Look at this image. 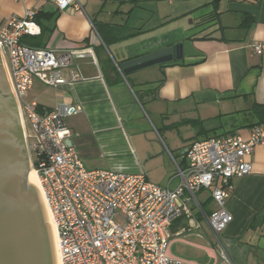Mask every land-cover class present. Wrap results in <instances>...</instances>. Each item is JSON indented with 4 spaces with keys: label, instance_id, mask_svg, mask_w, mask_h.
Segmentation results:
<instances>
[{
    "label": "crops",
    "instance_id": "0c3cea01",
    "mask_svg": "<svg viewBox=\"0 0 264 264\" xmlns=\"http://www.w3.org/2000/svg\"><path fill=\"white\" fill-rule=\"evenodd\" d=\"M78 1L83 12H60L53 0H0V18H21L32 9L39 22L38 32L26 39L29 47L74 53L77 83L55 88L35 79L28 97L45 111L59 104L81 107L65 125L87 169L143 173L155 183L148 173L160 157L161 166L153 168L164 176L155 184L177 185L170 158L154 155L130 136L144 103L161 119L171 114V123L184 129L175 146L181 166V151L194 142L233 135L248 139L258 121L251 110L264 106V0ZM176 44L183 50L179 61L126 76L117 68ZM256 44L263 47L261 55L253 50ZM33 88L37 93L31 95ZM246 162L250 173L232 181L225 203L232 222L220 236L231 263L194 204L169 229L171 256L196 264H264V145ZM197 200L206 213L217 209L209 191L197 193Z\"/></svg>",
    "mask_w": 264,
    "mask_h": 264
},
{
    "label": "built area",
    "instance_id": "2783aa9c",
    "mask_svg": "<svg viewBox=\"0 0 264 264\" xmlns=\"http://www.w3.org/2000/svg\"><path fill=\"white\" fill-rule=\"evenodd\" d=\"M24 3L27 0H17ZM60 12L82 11L78 0H53ZM36 12L0 18V51L25 128V138L43 196L54 221L61 264H196L169 253L171 225L198 209L216 244L231 224L225 203L232 181L250 173L246 159L264 145V126L251 127L247 140L238 135L194 142L181 151L183 166L170 154L177 185L161 186L143 173L127 174L87 169L73 145L67 146V118L78 115V105L59 104L42 110L27 100L36 79L49 87L73 86L80 80L74 53L55 54L21 43L38 32ZM257 55L263 47L253 45ZM68 69L67 72L65 70ZM209 191L217 209L204 212L197 193ZM224 259L231 263L227 253Z\"/></svg>",
    "mask_w": 264,
    "mask_h": 264
},
{
    "label": "water",
    "instance_id": "95a60500",
    "mask_svg": "<svg viewBox=\"0 0 264 264\" xmlns=\"http://www.w3.org/2000/svg\"><path fill=\"white\" fill-rule=\"evenodd\" d=\"M182 58V45L176 44L117 68L126 76ZM31 168L25 128L0 52V264H57L49 211Z\"/></svg>",
    "mask_w": 264,
    "mask_h": 264
},
{
    "label": "rangeland",
    "instance_id": "374dc122",
    "mask_svg": "<svg viewBox=\"0 0 264 264\" xmlns=\"http://www.w3.org/2000/svg\"><path fill=\"white\" fill-rule=\"evenodd\" d=\"M68 69H74V66L71 65V67H69ZM68 69H66L65 72H67ZM36 91L37 90L33 88V90L30 92L31 95L36 94ZM27 100L32 101L35 99L29 96L27 97ZM142 113V119L135 120V125L133 123L130 124V136H132L133 140L145 142L146 144L143 145L146 148H152L154 155L159 153L158 155L168 156L170 160L171 157L169 154H171L173 158L177 157L178 155H176L175 146L176 144L181 143L180 138L184 129H180V127L175 126L173 125V123H171L173 121L171 114H169V116H167L165 119H161L160 117L156 116L151 111L150 107L146 105V103L142 104ZM166 113L167 112H164L163 114L167 115ZM244 122H248V119ZM135 129L137 130V133L134 132ZM159 159L160 157L154 160L151 165L152 170L150 173H148V178L155 183L159 182L160 178L164 176L160 173V170H155L153 168L154 165H158V167L161 166V160ZM175 159L177 160V158ZM170 173H174V166L173 170L170 171Z\"/></svg>",
    "mask_w": 264,
    "mask_h": 264
},
{
    "label": "trees",
    "instance_id": "16d2710c",
    "mask_svg": "<svg viewBox=\"0 0 264 264\" xmlns=\"http://www.w3.org/2000/svg\"><path fill=\"white\" fill-rule=\"evenodd\" d=\"M216 2H218V0H214V3H216ZM38 16L39 15L36 14L35 19H34L35 22H39ZM27 37H29V36L22 37L21 43L24 44V45L29 46L27 44V42H26ZM251 111L254 113V115L256 116V118L258 120L257 123L252 125L251 127H253L255 125H261V126L263 125L264 126V106L254 105V108ZM253 224L254 223L252 222L251 225H250V228L253 227Z\"/></svg>",
    "mask_w": 264,
    "mask_h": 264
},
{
    "label": "bare ground",
    "instance_id": "6f19581e",
    "mask_svg": "<svg viewBox=\"0 0 264 264\" xmlns=\"http://www.w3.org/2000/svg\"><path fill=\"white\" fill-rule=\"evenodd\" d=\"M7 76H8V75H7ZM8 79H9V78H8ZM15 101H16V100H15ZM19 113H20V112H19ZM20 118H21V117H20ZM21 121H22V119H21ZM22 123H23V121H22ZM31 169L34 171V174H35L36 179H37V181H38L39 187H40V189H41L38 175H37L36 171H35L33 168H31ZM41 192H42V190H41ZM42 194H43V193H42ZM43 197H44V196H43ZM44 200H45V198H44ZM45 202H46V201H45ZM46 205H47V204H46ZM47 208H48V206H47ZM48 211H49V209H48ZM49 215H50V212H49ZM50 219H51V228H52V238H53V245H54V253H55V256H56L57 264H61V261H60V258H59V248H58V241H57L56 228H55V224H54V221H53L51 215H50Z\"/></svg>",
    "mask_w": 264,
    "mask_h": 264
}]
</instances>
